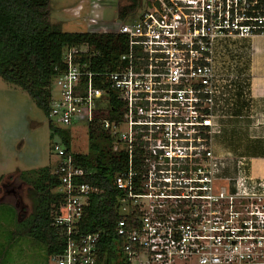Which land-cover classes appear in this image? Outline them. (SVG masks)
Instances as JSON below:
<instances>
[{
	"label": "built area",
	"instance_id": "1",
	"mask_svg": "<svg viewBox=\"0 0 264 264\" xmlns=\"http://www.w3.org/2000/svg\"><path fill=\"white\" fill-rule=\"evenodd\" d=\"M108 32L126 40L110 67L89 43L63 48L48 116L69 130L99 124L126 154L113 176L123 264H264V179L245 175V157L213 150L248 78L224 57L233 40L264 35V0H140ZM52 150L62 197L53 221L66 238L48 264H100V234L78 226L102 190L83 181L90 171L71 146L57 138Z\"/></svg>",
	"mask_w": 264,
	"mask_h": 264
},
{
	"label": "trees",
	"instance_id": "2",
	"mask_svg": "<svg viewBox=\"0 0 264 264\" xmlns=\"http://www.w3.org/2000/svg\"><path fill=\"white\" fill-rule=\"evenodd\" d=\"M127 1L118 7L121 20L132 14L140 3V0ZM82 43H89L103 53V57L97 56V62L100 68H104L112 65L123 51L126 40L123 34L115 32L62 30L58 23L50 20V0H0V77L25 90L47 115L52 78L64 69L62 50ZM50 130L52 136L70 146L69 129L52 123ZM88 138V151L75 153L74 159L90 171L82 178L83 181L98 186L102 191L91 197L78 229L100 234V264H123L120 240L115 230L120 215L113 176L126 165V154L112 149L110 134L99 124L89 125ZM51 170L50 167L39 169L37 175L32 176L33 181L21 178L29 183L33 198L25 234L42 243L47 256L59 253L66 238L65 228L53 221L62 197L55 191L59 179Z\"/></svg>",
	"mask_w": 264,
	"mask_h": 264
},
{
	"label": "rangeland",
	"instance_id": "3",
	"mask_svg": "<svg viewBox=\"0 0 264 264\" xmlns=\"http://www.w3.org/2000/svg\"><path fill=\"white\" fill-rule=\"evenodd\" d=\"M124 2L50 0V20L64 31H116L122 22L118 7ZM239 42L241 60L251 59L253 65H264L263 39H255L253 44L243 39ZM246 55L251 58H245ZM52 90H56L54 85ZM50 119L25 90L0 77V202L11 203L19 213L17 217L13 206L0 203V264H47L43 244L25 234L33 198L29 183L21 178L33 181L32 176L39 169L55 166L52 144L57 137L51 135ZM70 134L71 149L86 153L89 148L86 125L78 124ZM259 135L264 136V132ZM261 139L264 141V137ZM263 163L257 166L259 172ZM228 170L227 175L233 173V166Z\"/></svg>",
	"mask_w": 264,
	"mask_h": 264
},
{
	"label": "crops",
	"instance_id": "4",
	"mask_svg": "<svg viewBox=\"0 0 264 264\" xmlns=\"http://www.w3.org/2000/svg\"><path fill=\"white\" fill-rule=\"evenodd\" d=\"M255 39L264 40V35H256L243 40L245 43L253 44ZM240 40H233L236 49L225 55L224 59L232 60L236 56L240 64L235 71L239 75L247 74L248 78L246 81L236 82L233 105L224 117L218 119L220 132L214 137L213 150L219 155L229 152L245 157V175H251L254 179H264V141L261 139L264 136L259 135L264 132V65H253V60L247 55L245 58L248 57L250 60H241L238 54L241 50L237 45L240 44ZM244 84H246L248 100L242 92ZM253 132L256 134L253 135ZM262 163V169L259 172L257 166ZM0 203L13 206L11 203ZM13 207L18 217V211L15 206ZM46 260L48 264L47 254Z\"/></svg>",
	"mask_w": 264,
	"mask_h": 264
}]
</instances>
